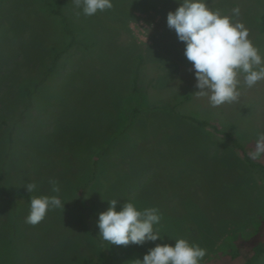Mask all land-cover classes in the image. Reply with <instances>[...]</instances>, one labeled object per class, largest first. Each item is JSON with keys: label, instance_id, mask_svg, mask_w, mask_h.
Returning a JSON list of instances; mask_svg holds the SVG:
<instances>
[{"label": "rangeland", "instance_id": "obj_1", "mask_svg": "<svg viewBox=\"0 0 264 264\" xmlns=\"http://www.w3.org/2000/svg\"><path fill=\"white\" fill-rule=\"evenodd\" d=\"M204 2L222 15L238 7L264 60V0ZM111 3L86 16L73 0H0V264H105L103 245L115 264H135L180 238L206 249L200 264H264V154L262 168L245 158L264 134V80L249 88L241 74L238 102L211 106L193 95L185 43L167 26L182 0ZM64 16L76 39L66 52ZM43 195L64 209L26 223L25 198ZM113 199L117 211L157 208L160 238L99 243L91 224Z\"/></svg>", "mask_w": 264, "mask_h": 264}, {"label": "clouds", "instance_id": "obj_2", "mask_svg": "<svg viewBox=\"0 0 264 264\" xmlns=\"http://www.w3.org/2000/svg\"><path fill=\"white\" fill-rule=\"evenodd\" d=\"M73 3L77 8L82 7L86 16L113 6L111 0H73ZM239 13L237 7L232 9V16L222 15L220 10L208 7L204 0H182L174 12L169 11L167 14V26L175 30L179 41L185 43L184 55L195 70L196 88L199 91L193 94L197 98L208 97L213 107L238 102L241 94L237 88L241 74L249 88L264 80V60L248 38V29L234 19ZM262 154L264 134L259 135L255 149L249 156L257 159ZM49 183L53 192H60L55 179ZM36 187L34 182L25 186L29 193L35 191ZM117 202L116 199L109 201V208L99 214V235L103 240L112 245L128 246L143 245L160 238L159 232L153 228L161 219L157 208L139 211L133 203L126 202L117 211ZM56 208L64 209L58 195L32 196L26 223L35 226L42 222L49 209ZM205 255L206 249L180 238L174 246L157 244L149 249L142 261L136 259L135 264H200Z\"/></svg>", "mask_w": 264, "mask_h": 264}, {"label": "trees", "instance_id": "obj_3", "mask_svg": "<svg viewBox=\"0 0 264 264\" xmlns=\"http://www.w3.org/2000/svg\"><path fill=\"white\" fill-rule=\"evenodd\" d=\"M58 16H61V11L60 10H56V12H55ZM62 21L65 23V26H66V31H67V33L69 34V35H71V37H72V39H71V42H70V44L66 47V50H65V52L66 51H68L70 48H72L75 44H76V39H75V36L73 35V33L71 32V30L69 29V25H68V22H67V20H66V17L64 16V17H62ZM261 30H262V32H264V14L262 15V17H261ZM60 57H61V53H59L57 56H56V58H55V60H56V62H57V60L58 59H60ZM53 67L54 66H52V69H53ZM51 69V70H52ZM31 96H32V92L31 91H28V97L29 98H31ZM30 100V99H29ZM192 121L194 122V123H196L197 125H199V126H202V127H212V128H214L216 131H220L215 125H214V127L209 123V122H207V121H201V120H196V119H192ZM2 125H6V123L5 122H3V123H1ZM227 137V136H226ZM234 144H236V142H234ZM245 158L247 159V161H248V163H250V165L251 166H257V167H261L262 168V165L261 164H259V163H257V162H255L253 159H251L250 158V156L248 155V154H245ZM14 196H15V194H13ZM17 196H18V194H16ZM25 199H27V201L28 202H31V197L28 199V197L27 198H25ZM96 222L94 221L91 225H92V229L94 230L93 231V236L99 241V243H101V244H107L108 243V241H105V240H103V238L99 235V228H98V230H97V227H96V224H95ZM98 225V224H97ZM102 252H103V254H104V257H105V264H115V261H114V259H113V257H112V254H111V251H110V249L109 248H107V246H104L103 245V247H102ZM254 260H256V258L254 257V258H251V260H249L248 261V263L247 264H252V261H254Z\"/></svg>", "mask_w": 264, "mask_h": 264}, {"label": "crops", "instance_id": "obj_4", "mask_svg": "<svg viewBox=\"0 0 264 264\" xmlns=\"http://www.w3.org/2000/svg\"><path fill=\"white\" fill-rule=\"evenodd\" d=\"M188 82H190V85L192 86V80H188ZM192 88H193V86H192ZM194 93V92H193ZM194 95V94H193ZM264 98H262V97H257L256 98V101H257V103H258V105L260 104V108H262V109H258L257 111H256V116H259L262 112H263V110H264ZM262 106V107H261ZM255 112V111H254ZM259 122H261V121H263V119L262 120H258ZM255 126L257 127V129L258 130H260L259 129V127H260V125L259 124H255ZM261 131V130H260ZM252 141L251 142H254L255 141V139L253 138V139H251ZM256 143V142H255Z\"/></svg>", "mask_w": 264, "mask_h": 264}]
</instances>
